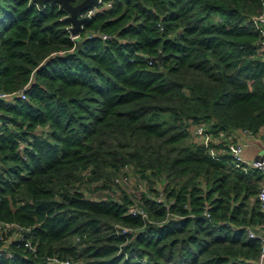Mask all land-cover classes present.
<instances>
[{
  "label": "trees",
  "instance_id": "1",
  "mask_svg": "<svg viewBox=\"0 0 264 264\" xmlns=\"http://www.w3.org/2000/svg\"><path fill=\"white\" fill-rule=\"evenodd\" d=\"M263 7L112 0L72 35L58 2L0 0V91L25 85L0 98V264H257L261 177L227 140L264 126ZM129 168L153 193L93 195Z\"/></svg>",
  "mask_w": 264,
  "mask_h": 264
},
{
  "label": "built area",
  "instance_id": "2",
  "mask_svg": "<svg viewBox=\"0 0 264 264\" xmlns=\"http://www.w3.org/2000/svg\"><path fill=\"white\" fill-rule=\"evenodd\" d=\"M112 5V0H95L91 3V5L86 8L82 13H80L81 16L90 17L94 12H96L98 9L103 7H110ZM85 22V21H84ZM83 22V23H84ZM251 22L255 30L258 31L260 35V43L264 47V7L256 14L251 16ZM83 23L81 24V27L83 26ZM72 35H77L73 34ZM102 37H107L108 35L106 33H101ZM25 85L19 89L12 90V91H0V98H6L7 96H12L15 94H18L22 98L25 97ZM206 124L203 122L195 123L191 126L190 132H191V138L195 141H201L206 142L210 136L206 133ZM253 136L255 133L251 131L250 129H241L238 131V133ZM236 133L235 137L229 136L227 140V148L228 151L231 153L235 165L241 167L245 172H257L261 177V184L259 186L257 197L260 201V208L263 213V220H264V142L262 143V151L263 155L260 157H254L251 159L244 158L242 152L245 145L244 139L239 136V134ZM220 136H222V133H220ZM211 139V138H210ZM129 178V175L126 173L121 174L119 177L115 178L116 182H122L127 181ZM128 211L131 213H139L143 218L147 217V212L144 208L134 204L129 206ZM208 215V213H206ZM118 227H120L118 225ZM9 229H12L9 232ZM22 229V226L15 222H5L0 221V230L7 232V235L4 237V240L7 241L8 239L19 236L20 230ZM130 227H124L122 230H131ZM262 229L263 232L261 235H258L254 230L253 227L247 229V232L249 235H257L260 238V251L259 256L257 260V264H264V228H258ZM20 237V236H19ZM24 244L30 248L33 249L34 246L31 243L29 239H25ZM1 252H5L7 255H11L10 251L7 248L0 249ZM51 261H54L55 263H61V264H70L69 259H62L57 256H50L49 257Z\"/></svg>",
  "mask_w": 264,
  "mask_h": 264
},
{
  "label": "rangeland",
  "instance_id": "3",
  "mask_svg": "<svg viewBox=\"0 0 264 264\" xmlns=\"http://www.w3.org/2000/svg\"><path fill=\"white\" fill-rule=\"evenodd\" d=\"M114 177L115 176H113V180L111 182V186H112L111 188L95 189L93 190V195L95 197H99V196H106L109 194L115 198H119L122 191H125V192H128L132 196L135 202H137V201H140L138 197L140 196V192L143 189H146L147 191H149V193H153L151 192V190H149L148 181L138 176L137 173H135L132 169L130 170V168H129V178L126 182L125 181L115 182ZM155 184H153V186H156V187L159 186V183H157L156 185ZM96 185H98V183L96 184L95 182H92V184L90 185V188Z\"/></svg>",
  "mask_w": 264,
  "mask_h": 264
},
{
  "label": "water",
  "instance_id": "4",
  "mask_svg": "<svg viewBox=\"0 0 264 264\" xmlns=\"http://www.w3.org/2000/svg\"><path fill=\"white\" fill-rule=\"evenodd\" d=\"M39 5H42L44 2H58L62 8H65L68 11L66 18L72 23L70 30L73 34H77L81 28V24L86 20L85 16H81L86 8H88L91 3L95 0H81L77 3H72L70 0H35ZM261 157V156H260ZM253 230L261 235L263 230L253 227Z\"/></svg>",
  "mask_w": 264,
  "mask_h": 264
},
{
  "label": "crops",
  "instance_id": "5",
  "mask_svg": "<svg viewBox=\"0 0 264 264\" xmlns=\"http://www.w3.org/2000/svg\"><path fill=\"white\" fill-rule=\"evenodd\" d=\"M246 142L243 148L244 158L251 159L263 155L262 143L264 142V126H262L253 136L238 133Z\"/></svg>",
  "mask_w": 264,
  "mask_h": 264
}]
</instances>
